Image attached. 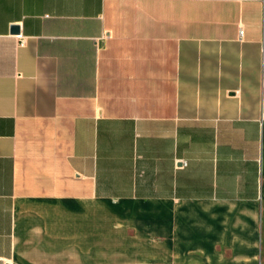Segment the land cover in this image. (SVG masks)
<instances>
[{"label": "crops", "instance_id": "obj_1", "mask_svg": "<svg viewBox=\"0 0 264 264\" xmlns=\"http://www.w3.org/2000/svg\"><path fill=\"white\" fill-rule=\"evenodd\" d=\"M100 219L121 264H260L264 0H0V264H96Z\"/></svg>", "mask_w": 264, "mask_h": 264}, {"label": "rangeland", "instance_id": "obj_2", "mask_svg": "<svg viewBox=\"0 0 264 264\" xmlns=\"http://www.w3.org/2000/svg\"><path fill=\"white\" fill-rule=\"evenodd\" d=\"M107 224L103 221V219L99 220L97 225V253L96 264H121V260L125 261L127 258L120 257H108L105 256L106 248H120L119 240H107L105 231ZM127 261V260H126ZM147 264V263H145ZM260 264H264V239L262 241V255L260 257Z\"/></svg>", "mask_w": 264, "mask_h": 264}, {"label": "water", "instance_id": "obj_3", "mask_svg": "<svg viewBox=\"0 0 264 264\" xmlns=\"http://www.w3.org/2000/svg\"><path fill=\"white\" fill-rule=\"evenodd\" d=\"M12 31L15 32V33L18 32V27L17 26H13L12 27Z\"/></svg>", "mask_w": 264, "mask_h": 264}, {"label": "built area", "instance_id": "obj_4", "mask_svg": "<svg viewBox=\"0 0 264 264\" xmlns=\"http://www.w3.org/2000/svg\"><path fill=\"white\" fill-rule=\"evenodd\" d=\"M240 34H242V31H240ZM24 42V39L20 40V43H23Z\"/></svg>", "mask_w": 264, "mask_h": 264}]
</instances>
